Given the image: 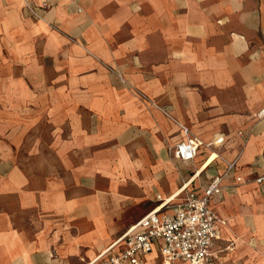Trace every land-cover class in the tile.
Masks as SVG:
<instances>
[{"label": "crops", "instance_id": "0c3cea01", "mask_svg": "<svg viewBox=\"0 0 264 264\" xmlns=\"http://www.w3.org/2000/svg\"><path fill=\"white\" fill-rule=\"evenodd\" d=\"M32 1L40 17L0 0V264H85L222 174L213 152L238 159L211 203L227 219L213 257L241 228L264 264V0ZM181 124L225 142L176 158Z\"/></svg>", "mask_w": 264, "mask_h": 264}, {"label": "built area", "instance_id": "2783aa9c", "mask_svg": "<svg viewBox=\"0 0 264 264\" xmlns=\"http://www.w3.org/2000/svg\"><path fill=\"white\" fill-rule=\"evenodd\" d=\"M25 6L34 16L40 17V8L47 7V3L38 6L32 0H25ZM257 115L264 117V109ZM181 128L186 138L171 150L176 158L184 161L195 159L201 146L214 149L225 142L224 134L204 142L184 124ZM239 134L244 136L243 131ZM215 158L226 163L222 174L211 178L202 190L187 189L185 184L179 192L161 200L157 208L128 226L114 242L85 264H142L144 258L155 250L160 252L166 264H217L212 248L220 237V226L227 224V219L221 217L211 203L216 195H223L227 188L225 181L233 174L238 159L228 160L213 152L208 161ZM255 179L262 182L264 175ZM243 181L245 178L237 175L236 184L230 187Z\"/></svg>", "mask_w": 264, "mask_h": 264}, {"label": "rangeland", "instance_id": "374dc122", "mask_svg": "<svg viewBox=\"0 0 264 264\" xmlns=\"http://www.w3.org/2000/svg\"><path fill=\"white\" fill-rule=\"evenodd\" d=\"M146 211H147L146 204L139 205L135 207L134 210L132 211V216L135 220H137ZM242 235L243 232L241 228H234V230H232V232L229 234L231 238H234V244H232L231 242L228 259L226 261L222 260L221 264H263L261 262V258L259 255L260 252H255L257 251L255 250L257 248H256V240L254 236L249 235L248 237H246L243 243H240L243 246L242 249L239 248L238 241L241 239L240 237ZM262 255L264 257V253L261 254V256ZM150 259H152V256H150ZM150 264H163V261L159 258L156 259L154 263L153 261H151Z\"/></svg>", "mask_w": 264, "mask_h": 264}, {"label": "bare ground", "instance_id": "6f19581e", "mask_svg": "<svg viewBox=\"0 0 264 264\" xmlns=\"http://www.w3.org/2000/svg\"><path fill=\"white\" fill-rule=\"evenodd\" d=\"M157 210H159V208Z\"/></svg>", "mask_w": 264, "mask_h": 264}]
</instances>
